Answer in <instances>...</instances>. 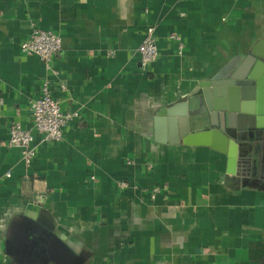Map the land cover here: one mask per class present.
Returning <instances> with one entry per match:
<instances>
[{"label":"crops","instance_id":"crops-1","mask_svg":"<svg viewBox=\"0 0 264 264\" xmlns=\"http://www.w3.org/2000/svg\"><path fill=\"white\" fill-rule=\"evenodd\" d=\"M44 80L79 116L27 166L9 129ZM0 99V264H264V0H0ZM216 127L233 154L187 144Z\"/></svg>","mask_w":264,"mask_h":264},{"label":"built area","instance_id":"built-area-1","mask_svg":"<svg viewBox=\"0 0 264 264\" xmlns=\"http://www.w3.org/2000/svg\"><path fill=\"white\" fill-rule=\"evenodd\" d=\"M171 38L179 42L180 51L183 50V41L178 34H172ZM21 49L24 54L38 55L50 67V63L58 52L63 49V40L59 33L51 29H45L35 24L32 25L30 34L22 42ZM144 67H148L159 57L156 29L154 25H148L144 37L137 49ZM2 99H0V105ZM31 125L23 126L21 122H14L9 129V144L21 149L22 159L27 166H31L38 152L35 144V133L41 135L43 143L59 142L64 137L67 125L76 117L78 112L63 110L58 98L53 96L47 80L42 83V94L31 100ZM9 175V174H8ZM120 186L126 188L128 181H120ZM158 188L152 196L155 198Z\"/></svg>","mask_w":264,"mask_h":264},{"label":"water","instance_id":"water-1","mask_svg":"<svg viewBox=\"0 0 264 264\" xmlns=\"http://www.w3.org/2000/svg\"><path fill=\"white\" fill-rule=\"evenodd\" d=\"M257 135H259L257 133ZM238 137V136H237ZM249 136H245L244 140H248ZM257 138V137H256ZM188 139V140H187ZM232 137L227 134L226 129L216 127L215 129H209L205 132L195 134L193 137L186 138L187 144L198 145L207 144L214 149L221 152L234 153V144L231 142Z\"/></svg>","mask_w":264,"mask_h":264}]
</instances>
